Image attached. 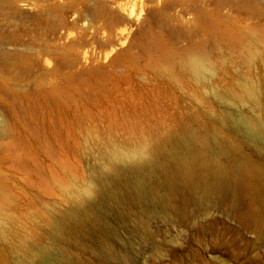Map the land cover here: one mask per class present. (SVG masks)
<instances>
[{"label": "rangeland", "instance_id": "obj_1", "mask_svg": "<svg viewBox=\"0 0 264 264\" xmlns=\"http://www.w3.org/2000/svg\"><path fill=\"white\" fill-rule=\"evenodd\" d=\"M253 33L255 65L239 48ZM194 46L215 60L213 81L158 69L163 50ZM246 75L257 106L230 93ZM224 113L264 118V0H0V264H19L24 240L63 264H264L261 202L255 213L231 200L177 212L157 198L154 177L148 199L130 202L124 217L104 197L91 219L65 216L97 187L112 147H156L186 128L215 132L264 167V149Z\"/></svg>", "mask_w": 264, "mask_h": 264}, {"label": "bare ground", "instance_id": "obj_2", "mask_svg": "<svg viewBox=\"0 0 264 264\" xmlns=\"http://www.w3.org/2000/svg\"><path fill=\"white\" fill-rule=\"evenodd\" d=\"M257 35L253 33L239 44L240 50L247 53L246 62L253 65L261 53ZM161 59L165 65H157L158 69L165 70L167 65H177L200 85L213 81L217 68L210 52L201 46H194L182 54L163 50ZM230 93L240 102L259 105L257 85L250 75H246L237 90ZM222 121L241 130L245 140L258 150L264 149V118L259 114L234 120L224 113ZM254 134L260 136L257 144L252 140ZM101 165L102 175L97 178V187L91 190L89 186L78 194L74 206L65 216L78 217L80 222L81 219H91L95 215L93 212L99 209V197H104L114 202L118 215L124 217L130 202L148 199L154 177L164 188L162 194L157 193V198L166 209L178 212L191 202L211 203L219 200H231L236 207L247 208L250 213L257 211L253 209L257 202H261L264 209V167L212 131L200 135L194 129L186 128L170 134L166 141L156 147L147 146V143L128 149L114 146ZM4 200L0 186V239L7 240L3 213L7 203ZM66 229L65 218H59L58 232ZM22 246L25 255L18 258L19 264H63L65 261V258L52 260L44 245L24 240ZM108 253L117 254V251L109 248ZM121 257L127 258L124 255Z\"/></svg>", "mask_w": 264, "mask_h": 264}]
</instances>
